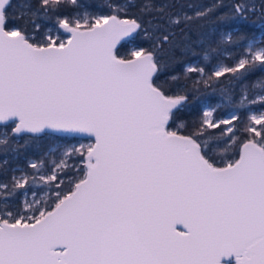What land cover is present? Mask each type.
Returning a JSON list of instances; mask_svg holds the SVG:
<instances>
[{
	"label": "snow or ice",
	"instance_id": "1",
	"mask_svg": "<svg viewBox=\"0 0 264 264\" xmlns=\"http://www.w3.org/2000/svg\"><path fill=\"white\" fill-rule=\"evenodd\" d=\"M188 7L0 0V264H264V0Z\"/></svg>",
	"mask_w": 264,
	"mask_h": 264
},
{
	"label": "trees",
	"instance_id": "2",
	"mask_svg": "<svg viewBox=\"0 0 264 264\" xmlns=\"http://www.w3.org/2000/svg\"><path fill=\"white\" fill-rule=\"evenodd\" d=\"M155 3L157 4H161V3H172L174 5V9L176 11H184V12H187L189 14H192L193 12V9L189 8L188 6L191 4V5H196V4H199V5H203V6H208L209 4H211L213 2V0H154ZM137 3H139V0H137ZM223 3L225 5V7L223 9H221L220 11L221 12H227L229 11L232 3H233V0H223ZM13 4L15 5L16 4V0H13ZM249 24L250 26L252 24H256L257 26L259 25V20L257 17L253 16L250 18V21H249ZM200 28L201 31H208L209 30V27L207 25H204V26H200V25H192V28L195 30L196 28ZM194 60H199L200 57H194L193 58ZM177 71H179V68H177ZM257 76L259 75V73L256 74ZM253 80L256 79L255 76L252 77ZM258 91V89H257ZM213 99H216L215 97H213ZM253 108H261L260 105H255L253 106ZM221 115H223V109L221 111ZM61 142H64V141H61ZM67 143H73L75 142V140H73L72 138H67ZM21 143H23V141H21ZM40 144L44 147H49V146H52L51 145V142L48 141V140H42L40 141ZM25 151L27 153H32L34 151V149L29 146L27 149H25Z\"/></svg>",
	"mask_w": 264,
	"mask_h": 264
},
{
	"label": "rangeland",
	"instance_id": "3",
	"mask_svg": "<svg viewBox=\"0 0 264 264\" xmlns=\"http://www.w3.org/2000/svg\"><path fill=\"white\" fill-rule=\"evenodd\" d=\"M253 110H254V111H260V110H264V109H262V108H253ZM73 143H76V141L73 142Z\"/></svg>",
	"mask_w": 264,
	"mask_h": 264
}]
</instances>
